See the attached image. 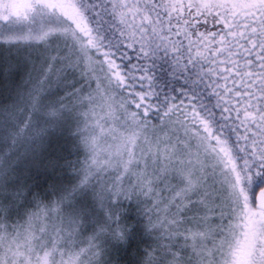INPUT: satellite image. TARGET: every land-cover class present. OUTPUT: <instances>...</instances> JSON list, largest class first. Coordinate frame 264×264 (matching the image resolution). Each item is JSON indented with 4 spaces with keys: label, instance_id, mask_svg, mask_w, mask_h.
I'll return each instance as SVG.
<instances>
[{
    "label": "snow or ice",
    "instance_id": "6c2138e0",
    "mask_svg": "<svg viewBox=\"0 0 264 264\" xmlns=\"http://www.w3.org/2000/svg\"><path fill=\"white\" fill-rule=\"evenodd\" d=\"M0 264H264V0H0Z\"/></svg>",
    "mask_w": 264,
    "mask_h": 264
}]
</instances>
